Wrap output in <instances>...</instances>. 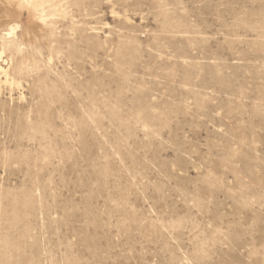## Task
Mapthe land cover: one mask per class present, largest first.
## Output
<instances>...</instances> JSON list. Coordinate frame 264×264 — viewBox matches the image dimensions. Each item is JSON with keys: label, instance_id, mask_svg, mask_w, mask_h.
Listing matches in <instances>:
<instances>
[{"label": "rangeland", "instance_id": "rangeland-1", "mask_svg": "<svg viewBox=\"0 0 264 264\" xmlns=\"http://www.w3.org/2000/svg\"><path fill=\"white\" fill-rule=\"evenodd\" d=\"M0 15V264H264V0Z\"/></svg>", "mask_w": 264, "mask_h": 264}, {"label": "bare ground", "instance_id": "bare-ground-1", "mask_svg": "<svg viewBox=\"0 0 264 264\" xmlns=\"http://www.w3.org/2000/svg\"><path fill=\"white\" fill-rule=\"evenodd\" d=\"M1 1V0H0ZM20 1L21 0H19V3H20ZM28 1H31V0H28ZM35 2H38V0H35ZM2 3V2H1ZM3 5V4H2ZM4 6V5H3ZM8 11V10H7ZM2 14V13H1ZM4 14V13H3ZM0 16H2V15H0ZM20 27H21V25H20V23L19 24H13L12 26H11V31L8 33V34H12V33H15L16 32V30L19 28L20 29ZM25 37L27 36L26 35V33H25V35H24ZM2 58H3V51L2 52H0V84L2 83V78H5L4 80V82H8L9 84H11V85H13V84H15V83H17V80L15 79V77H13V76H11L10 74H9V71H8V69L7 68H5L4 66H3V64H2ZM24 62V61H23ZM23 62H22V65H23Z\"/></svg>", "mask_w": 264, "mask_h": 264}]
</instances>
